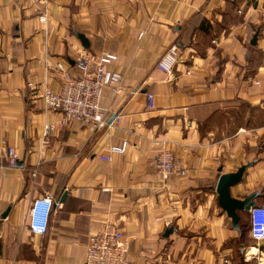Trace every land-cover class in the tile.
<instances>
[{"label": "crops", "instance_id": "crops-1", "mask_svg": "<svg viewBox=\"0 0 264 264\" xmlns=\"http://www.w3.org/2000/svg\"><path fill=\"white\" fill-rule=\"evenodd\" d=\"M173 45L166 74L156 65ZM78 52L115 54L109 69L123 78L120 92L105 90L96 130L64 123L41 99L62 85L58 64L76 74ZM46 125L55 130L44 136ZM1 139L18 162L0 174V217L10 208L0 264H84L89 236L116 230L128 264H248L264 253L237 243L215 189L250 163L230 195L258 193L264 205V0H0ZM123 142L125 154L100 159ZM162 150L184 178L156 175L149 162ZM44 196L61 209L34 236L28 210Z\"/></svg>", "mask_w": 264, "mask_h": 264}, {"label": "built area", "instance_id": "built-area-1", "mask_svg": "<svg viewBox=\"0 0 264 264\" xmlns=\"http://www.w3.org/2000/svg\"><path fill=\"white\" fill-rule=\"evenodd\" d=\"M45 18L40 16L39 21ZM179 60V49L171 46L160 58L156 68L170 74ZM117 61V56L109 52L88 53L78 52L73 60L76 74L72 75L58 64L56 69L63 75L58 91L44 90L41 99L47 110L62 114L64 123L79 124L96 130L106 125L105 111L101 107V99L105 90L112 93L120 92L123 80L118 71L110 70ZM28 87H31L28 84ZM147 107L154 108V96L145 94ZM55 130L54 125H46L43 135L47 136ZM127 143L110 147L109 154L101 156L102 161H110L112 154H125ZM18 156L13 146L5 139L0 140V174L5 169H16ZM156 175L166 182L171 176L184 178L186 169L174 154L162 150L149 162ZM53 208L61 209V204L49 196L37 198L31 202L28 210V230L34 236H43ZM249 218V236L258 249L264 247V205H254L247 212ZM129 244L121 231L107 232L89 236L85 246L84 264H128ZM255 256V255H254Z\"/></svg>", "mask_w": 264, "mask_h": 264}, {"label": "water", "instance_id": "water-1", "mask_svg": "<svg viewBox=\"0 0 264 264\" xmlns=\"http://www.w3.org/2000/svg\"><path fill=\"white\" fill-rule=\"evenodd\" d=\"M77 38L80 40L82 46L87 49L89 44L87 40L82 35H77ZM256 43V36L253 37L251 45L254 46ZM115 116L112 117V120ZM111 120V121H112ZM251 166L250 163L242 165L235 173L221 175L217 181L215 192L218 197V205L226 213L227 218L231 221V225L234 230L238 231L239 226V215L238 212H248L249 209L255 205V199L258 196V193H253L249 195L244 200L233 199L230 195V188L239 184L244 172ZM64 198V197H63ZM62 198V200H63ZM10 208H8L0 217L1 220H4ZM167 236L171 233V230L166 231Z\"/></svg>", "mask_w": 264, "mask_h": 264}, {"label": "rangeland", "instance_id": "rangeland-1", "mask_svg": "<svg viewBox=\"0 0 264 264\" xmlns=\"http://www.w3.org/2000/svg\"><path fill=\"white\" fill-rule=\"evenodd\" d=\"M238 226L239 230L237 231V233L238 236L241 235V239L239 237V239H237V243L242 242L245 243L247 247H255L258 249L256 243L253 242L249 237V218L247 216L240 217ZM259 252L264 253V247H260ZM235 262L236 264H244L239 256H237ZM247 262H249L248 264H264V254L263 256H260L259 253L255 256L253 255Z\"/></svg>", "mask_w": 264, "mask_h": 264}, {"label": "trees", "instance_id": "trees-1", "mask_svg": "<svg viewBox=\"0 0 264 264\" xmlns=\"http://www.w3.org/2000/svg\"><path fill=\"white\" fill-rule=\"evenodd\" d=\"M238 215H239V220H240V217H241V216H240V212H238ZM238 223H239V222H238Z\"/></svg>", "mask_w": 264, "mask_h": 264}, {"label": "bare ground", "instance_id": "bare-ground-1", "mask_svg": "<svg viewBox=\"0 0 264 264\" xmlns=\"http://www.w3.org/2000/svg\"><path fill=\"white\" fill-rule=\"evenodd\" d=\"M264 246V245H263Z\"/></svg>", "mask_w": 264, "mask_h": 264}]
</instances>
